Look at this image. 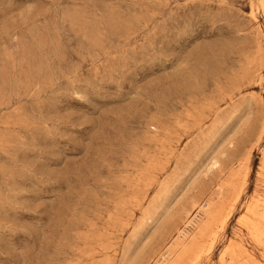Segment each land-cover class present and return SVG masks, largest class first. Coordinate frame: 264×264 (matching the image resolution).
Wrapping results in <instances>:
<instances>
[{"label": "rangeland", "instance_id": "1", "mask_svg": "<svg viewBox=\"0 0 264 264\" xmlns=\"http://www.w3.org/2000/svg\"><path fill=\"white\" fill-rule=\"evenodd\" d=\"M262 128L259 0H0V264H153L193 202L219 216L243 184L187 262L236 242L264 264L238 224Z\"/></svg>", "mask_w": 264, "mask_h": 264}, {"label": "bare ground", "instance_id": "2", "mask_svg": "<svg viewBox=\"0 0 264 264\" xmlns=\"http://www.w3.org/2000/svg\"><path fill=\"white\" fill-rule=\"evenodd\" d=\"M259 1L261 3H264V0H259ZM251 15L254 16V12ZM243 71H245V70L243 69ZM250 71H249V73L254 72L253 70H250ZM209 111H210V109H209ZM263 130H264V128H262V132H263ZM244 161H246V160H244ZM248 162H249V160H248ZM242 168H244V167L242 166ZM242 168H241V170H242ZM260 169H261V173H263V174H261L260 172H258V173H259V175L261 174L260 177H262V175L264 176V160L262 162ZM238 170H237V172H238ZM246 176L244 177L245 179H246ZM241 177H243V176H241ZM236 178H237V176H236ZM240 178H238L239 181L241 180L243 182L244 180H242ZM226 181L228 182V179ZM262 182H264V179L262 180ZM231 183H234V181ZM236 183H238V182H236ZM228 184H230V183L228 182ZM221 185L222 184H220V186H218V188L216 189V195L222 191ZM225 185L227 186V184H225ZM225 185H224V187L227 188ZM236 185H241V184H236ZM263 186H264V184H263ZM244 190H245L244 184L241 185L240 187H238V189L232 194L233 195V197H231L232 199H230L232 203L229 205L228 209H226V211L224 213L220 214L219 216H218V212H216V210H215V205H216L215 203H217V202L215 201V203H214V196L213 195L209 196L207 199H205L201 203L193 202L191 205L192 211L190 212L188 210L186 212V220L184 222L186 224L184 225V227L181 230H178V232L173 235L170 242L165 247L164 251L161 254H159L161 260L159 258L153 264H188V262L189 263H192V262L195 263V261H197L200 258V256L203 254V252H210L212 250L213 245H214L213 241L217 240L216 235L225 226L227 219H229L228 218L229 214L232 213V207H233V205L235 206L234 203H236L240 199ZM233 191H234V189H233ZM220 196H222V195H220ZM228 196H230V195H228ZM223 197H225V196H223ZM227 197L224 198L223 200L227 199ZM218 201H219V199H218ZM141 202H142V198H139L138 196H135L129 200V204L132 207L133 206L134 207L139 206ZM223 202L221 204L217 203L218 205H221V206H219V209H221L222 206H224L223 208H225V205H228L227 203L225 204V202L224 203ZM150 211H151V207H150V210L147 211L146 214L150 215ZM238 224L242 227L243 230L246 231V234L251 239V241H253V243L256 246L261 248L262 256L264 257V194L256 193L245 204L244 212L241 215V217L238 219ZM223 230H225V229H223ZM187 233L189 234V236L187 235ZM205 239H206V241L208 239H210V242H208L206 245L203 244ZM240 244L234 242V243H231L230 245H228L225 248V250L222 252L223 253L222 258H224V255L228 254L232 257V262L230 261L231 264H263V262L260 259H257L252 253H250V251L248 249L243 248L242 245H240Z\"/></svg>", "mask_w": 264, "mask_h": 264}]
</instances>
